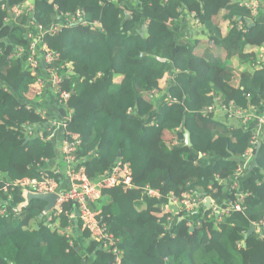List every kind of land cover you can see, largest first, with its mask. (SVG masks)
<instances>
[{
    "label": "trees",
    "instance_id": "1",
    "mask_svg": "<svg viewBox=\"0 0 264 264\" xmlns=\"http://www.w3.org/2000/svg\"><path fill=\"white\" fill-rule=\"evenodd\" d=\"M26 2L33 6L30 14L12 11ZM77 9L86 25L73 23L42 39L59 55L54 65L66 64L60 87L71 96L61 106L57 92L40 85L26 62L28 52L19 48L31 41L28 19L48 28ZM193 12L211 42L208 55L197 53L198 35L183 17ZM245 18L253 20L252 28ZM263 45L264 19L234 0H0V209H5L0 213V264L115 260L83 228L80 217L71 223L73 201L64 203L60 213L54 208L45 214L47 201L33 198L21 206L24 189L11 188L24 178H53L68 186L65 172L54 171L65 166L58 128L51 140L43 136L50 120L61 121L68 108L72 113L64 121V137L79 134L76 155L90 178L130 166L129 186L104 188L91 204L118 239L120 264H264V238L256 231L248 235L254 222L264 220V141L244 173L243 209L225 215L216 229L208 232V219L192 228L184 212L171 215L162 209L171 203V193L182 197L194 191L218 199L235 177L252 130L229 127L227 119L204 110L213 103L212 93L242 107L264 99V62L258 64L257 53L247 51V46ZM168 75V94L148 100L146 94L162 92ZM48 91L62 117L45 111ZM37 124L43 127L30 134L28 126ZM185 129L192 146L185 143ZM165 131L176 134L175 143L156 140ZM147 186L160 196L147 195ZM70 226L77 233L63 234Z\"/></svg>",
    "mask_w": 264,
    "mask_h": 264
},
{
    "label": "built area",
    "instance_id": "2",
    "mask_svg": "<svg viewBox=\"0 0 264 264\" xmlns=\"http://www.w3.org/2000/svg\"><path fill=\"white\" fill-rule=\"evenodd\" d=\"M262 1L263 0H246L245 5L256 14L259 11ZM32 8L33 6L26 2L15 7L12 11L16 14L25 13L28 15L31 13ZM79 22H82L84 25L87 24V22L82 19L81 9L64 14L63 19L48 28L35 22L33 19H28L25 28L32 31V34L28 32V38L31 41L28 46L19 48L20 52H28V59L26 62L30 70L39 76L40 85L50 87L52 91L54 90L57 92V103L61 106H67L71 96V92L62 90L60 87V84L67 78V73L63 71V69L66 68V64H60V66L54 65L56 57L59 55L46 43L42 42V39L47 32L57 33L63 27ZM42 69L44 71H41ZM204 111L224 116L228 120L229 127L237 125L250 128L252 122H257L259 124V130H254L250 146L243 155L244 159L240 162L238 168L239 174L241 176L244 175L250 166V160L257 149L258 143L264 141V107L254 104L250 107H241L234 103H219V98H217L215 103L209 105ZM71 113V109L68 108L67 113L61 121L53 122L50 120L46 125V132H43L44 138L46 140H51L55 135V132H53L54 128L63 127L64 121L70 119ZM42 114L46 118V112H42ZM28 131L30 134H33L35 129L28 126ZM68 135L70 139L65 136L59 147L62 152L65 166L64 168H53L57 174L65 172L66 182L68 184L67 187H64L62 185L63 183L53 178L42 182L37 179L24 178L13 182L11 188L13 190L16 186H20L22 189H35L38 192L58 193L59 200L55 209H57L59 213L62 211V205L64 203L73 201L77 211L71 214V223L74 222L76 218L80 217L83 221V228L90 230L93 237L99 239L103 246L115 255V260L112 264H120L121 257L117 246L118 239L114 233L109 231L108 224L101 215V212L93 210L91 204L101 195V191L104 188L114 187L121 183L129 186L131 181L130 166L129 164H123L122 168L115 166L102 174L99 178L92 179L88 176L85 167L80 165L81 162L76 155L78 145L81 143L79 134L68 133ZM235 186L236 184L234 187ZM3 191H8V186L4 187ZM145 193L150 197L160 196L158 190L149 186L145 188ZM9 197L11 198L12 194H9ZM244 198V192H237L235 193V198L228 201L225 206L212 205L208 212L209 217L216 216L220 221L224 215L229 214L232 210H242ZM171 200L176 207V214H180L181 212L189 214L196 207L201 205L199 197L191 192L184 193L182 197L172 193ZM4 212L5 209H0V213ZM77 212L80 214L79 216H77ZM253 226L260 237L264 238V220L254 222ZM71 228L72 226L68 227L66 230H63L62 233L67 236L71 235Z\"/></svg>",
    "mask_w": 264,
    "mask_h": 264
},
{
    "label": "crops",
    "instance_id": "3",
    "mask_svg": "<svg viewBox=\"0 0 264 264\" xmlns=\"http://www.w3.org/2000/svg\"><path fill=\"white\" fill-rule=\"evenodd\" d=\"M234 1L238 2L241 5V3H243L245 0H234ZM260 9H261L260 12H259L260 13V16L258 18L264 19V0L261 3ZM222 12L223 11H221L218 15L215 16L216 20H220V15H221ZM183 17H185L186 22L189 25V27L192 28V29H194L195 33L198 35L199 45L197 47V53H199L201 55H204V54H202L201 51L203 49H205L206 46H209L210 47V51L208 52V54H209L212 51L213 48H212L211 42L208 41V38L205 35H202L201 34V30L204 28V25L195 16V12H193V14H189V15L188 14H185V16H184V13H183ZM239 19L242 20L243 18L240 17ZM248 19L251 20V23H249L247 21ZM244 20L248 23V25H249L250 28L253 27L254 23H253V20L251 18H245ZM98 25H100V24H98ZM227 27H230V23L227 24ZM241 27L243 29L242 23H241ZM247 51H249V52L255 51L257 53V59L256 60L258 61V64H261V63L264 62V45L261 46L260 48H256V47L251 48V47L247 46ZM225 56H226V54L224 53L223 54V57H225ZM233 67L236 68L235 66H233ZM169 77L170 76L168 75L163 80V82H162V85L164 86L162 92H158L157 90H155V91H153L150 94H146L145 97L148 100H152V101H153V99L158 100V98H161V97L164 98L168 94L167 93V90H166V86L168 85V82H169L168 79H169ZM234 83L236 85H238V83H239L238 74L236 72V69H235V82ZM50 93L51 92L48 91L45 94V97L47 99H49L50 102L49 101H46V102L43 101V104L45 106V111L47 112V114L50 117H56L57 115H59L60 117H62V113H60V111L56 107L55 101L53 100L54 98H52L50 96ZM212 96L214 97L213 98V103H215V100L217 98H219V103H234V102H222V99H221L222 96L219 95V94L212 93ZM253 104L254 105L261 106V107H264V99L261 98V99L257 100L256 103H253ZM253 104H250L247 107H250ZM250 126H251L250 128H247V127H245V128L252 130V133L254 132V130H257V131L259 130V124L257 122H252L250 124ZM40 127H43V125L37 124L36 127L33 126V129H35V130L36 129H40ZM64 127H65V125H64ZM235 127H244V126H237L236 125ZM63 130H64V128H62V127H59L58 130H57V138H58L59 145H61L62 140L64 138ZM168 134H171V133L165 131L162 135H159L156 140L157 141L163 140L165 143H167L169 145L175 143L176 142V136H175L176 134L175 135L174 134H171V137H168L167 136ZM243 159H244V156L239 159V164H238L237 169H236V172H235V177L233 179L228 180L226 182V185L227 186H226L225 193L221 197H219L218 199L212 197V195H201V194H199L197 192H194V191L191 192V193H193V194H195L196 196L199 197V199L201 200V205L199 207H196L189 214L183 213V215H186V217L189 220V222H188L189 223V226H191L192 228H194L195 225H199L203 220L204 221L205 220L207 221V219H208V220H210L212 222V226H210L208 228V232L210 233L211 230L216 229L217 224L220 223L223 220V218H222V220L219 221L216 216H210L209 217L208 212L211 209V206L212 205L225 206L228 203V201L232 200V199H229L228 198V196L230 195L229 193L231 191H235L234 192V195L237 192H243V190H242V181L244 180L243 179L244 178V175L241 176L239 174V172H238V168L240 166V162ZM54 163H53V167L55 168L56 164H54ZM221 182L224 183L225 180H223ZM235 184H236V186L234 187ZM209 188L213 190L212 186H210ZM208 200H210V201H208ZM207 203H209V206H207ZM75 233H77V227L74 226V227L71 228V234L75 235Z\"/></svg>",
    "mask_w": 264,
    "mask_h": 264
},
{
    "label": "water",
    "instance_id": "4",
    "mask_svg": "<svg viewBox=\"0 0 264 264\" xmlns=\"http://www.w3.org/2000/svg\"><path fill=\"white\" fill-rule=\"evenodd\" d=\"M249 23H251V20H247ZM184 136H185V143L188 146H192V141H191V135L190 132L185 129L184 132ZM261 146V143H258L257 145V150L256 153L259 151ZM121 155V152L119 153V156ZM119 160V158L116 160V162ZM24 197H25V202L23 204H21V206L27 205L33 198H39L42 200H45L48 202V205L45 209V214H47L49 211H51L52 209L55 208L58 200H59V194L58 193H49V192H33L29 189H24ZM210 201V200H208ZM207 206H209V203H207ZM77 211V209H76ZM80 214L77 212V216H79ZM255 231V227L252 226L251 230L249 231L248 235H250L251 233H253Z\"/></svg>",
    "mask_w": 264,
    "mask_h": 264
},
{
    "label": "rangeland",
    "instance_id": "5",
    "mask_svg": "<svg viewBox=\"0 0 264 264\" xmlns=\"http://www.w3.org/2000/svg\"><path fill=\"white\" fill-rule=\"evenodd\" d=\"M246 1V0H245ZM245 1L243 2V3H241V5L243 6V7H245V8H247L249 11H250V13H251V15L252 16H254V17H259L260 16V8H259V11L256 13V14H254L246 5H245ZM197 28V27H196ZM210 51V47L209 46H206V48L205 49H203L201 52H202V54H204V55H207L208 54V52ZM216 117H217V119L218 120H220V121H223V122H225V120H226V118L224 117V116H222V115H219V114H216ZM226 123V122H225ZM171 133V132H170ZM171 134H173V133H171ZM171 134H168L167 136L168 137H171ZM175 135V134H174ZM166 138V137H165ZM65 164V163H64ZM171 196H172V193L170 194V201H171V203L170 204H168V205H165V206H163L162 207V209L164 210V211H168L171 215H177L176 213H175V209H176V207H175V205H173V201L171 200ZM156 197H159V196H156Z\"/></svg>",
    "mask_w": 264,
    "mask_h": 264
},
{
    "label": "clouds",
    "instance_id": "6",
    "mask_svg": "<svg viewBox=\"0 0 264 264\" xmlns=\"http://www.w3.org/2000/svg\"><path fill=\"white\" fill-rule=\"evenodd\" d=\"M59 22V21H58ZM70 25V24H69ZM96 26H98V23L97 24H94L93 26H92V28H95ZM62 128H64V126L62 127ZM59 167H61V166H59ZM62 168V167H61ZM56 208V207H55ZM121 262V261H120Z\"/></svg>",
    "mask_w": 264,
    "mask_h": 264
}]
</instances>
